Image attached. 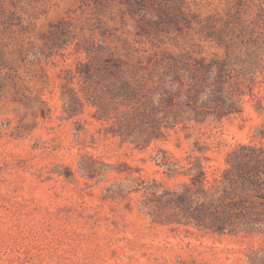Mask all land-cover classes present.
<instances>
[{
    "label": "rangeland",
    "instance_id": "374dc122",
    "mask_svg": "<svg viewBox=\"0 0 264 264\" xmlns=\"http://www.w3.org/2000/svg\"><path fill=\"white\" fill-rule=\"evenodd\" d=\"M263 131L264 0H0V264H264Z\"/></svg>",
    "mask_w": 264,
    "mask_h": 264
},
{
    "label": "trees",
    "instance_id": "16d2710c",
    "mask_svg": "<svg viewBox=\"0 0 264 264\" xmlns=\"http://www.w3.org/2000/svg\"><path fill=\"white\" fill-rule=\"evenodd\" d=\"M264 136V131H263ZM257 153H245L243 154L244 160H242L243 165H240L239 169L236 170L234 164L233 168L227 169V173L231 172H237L235 176H239L240 183L242 186L248 187V188H254V189H262L264 188L262 185V176L258 173V166L256 164H253L251 159L257 158ZM244 161V162H243ZM238 184V179L236 180Z\"/></svg>",
    "mask_w": 264,
    "mask_h": 264
}]
</instances>
